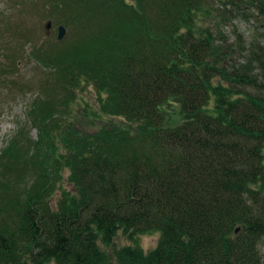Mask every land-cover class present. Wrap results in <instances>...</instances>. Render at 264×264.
<instances>
[{
	"label": "trees",
	"instance_id": "16d2710c",
	"mask_svg": "<svg viewBox=\"0 0 264 264\" xmlns=\"http://www.w3.org/2000/svg\"><path fill=\"white\" fill-rule=\"evenodd\" d=\"M70 1L86 48L33 58L65 98L33 100L36 141L20 129L0 153V264H264V0L227 2L254 11L263 39L249 43L207 24L235 15L212 16L215 0ZM84 85L97 134L67 117ZM120 233L159 240L101 248Z\"/></svg>",
	"mask_w": 264,
	"mask_h": 264
},
{
	"label": "rangeland",
	"instance_id": "374dc122",
	"mask_svg": "<svg viewBox=\"0 0 264 264\" xmlns=\"http://www.w3.org/2000/svg\"><path fill=\"white\" fill-rule=\"evenodd\" d=\"M64 2L65 0H0V153L20 129L27 133V138L36 141L38 133L30 126L27 116L33 100L47 102L46 100L51 98L60 104L65 98L66 93L61 92L62 88L58 85L60 90L55 88V94H52L54 89H51V86L56 83L52 74L53 69L46 68L33 60L36 55L50 63L56 58H77L86 48L87 42L81 41L83 39L81 36L85 34L84 29L81 28L83 23L74 17L75 13L70 9L73 2L70 0L67 3ZM127 2L136 4V0H127ZM212 2V16L223 5H226V10L234 8L227 3L228 0ZM239 5L242 8V5ZM161 7H163V2L160 1L156 7L152 8L167 11L168 7L163 9ZM231 15L233 17L229 20L221 19L220 22L217 19L208 18L206 22L217 24L223 35L229 37L230 42L234 41V30L248 43L263 39L256 30L257 19L253 10L238 12L235 9L229 12V16ZM48 22L51 26L46 29ZM97 24H99L98 20H91L87 27ZM59 26L66 30L61 41L57 40ZM78 93L82 94L81 97L86 103L81 101L74 103L73 110L71 109L68 116H62L63 109L62 113L54 119L60 125H65L66 129V122L71 118L79 129L97 134L103 127L100 118L93 113L97 107V96L90 86L85 85L83 91ZM66 116L71 117L65 120ZM63 133L64 131L61 132L59 129L53 132L54 138L49 144V148L53 150L52 154L65 152L64 141L61 139ZM66 176L67 173L62 174L60 186L71 190V186L66 182ZM158 240L159 233H153L140 235L132 243L120 233L114 237L111 249L104 246L101 248L111 252L113 248L119 249L136 244L144 253H148L156 247ZM260 251L264 258V243Z\"/></svg>",
	"mask_w": 264,
	"mask_h": 264
},
{
	"label": "water",
	"instance_id": "95a60500",
	"mask_svg": "<svg viewBox=\"0 0 264 264\" xmlns=\"http://www.w3.org/2000/svg\"><path fill=\"white\" fill-rule=\"evenodd\" d=\"M50 26H51V24H50V22H48V23L46 24V29H49ZM64 31H66V30H65L62 26H59V27H58V36H57V40H60V41H61V39L64 37V34H65ZM238 230H239V229L237 228V229H236V232H237Z\"/></svg>",
	"mask_w": 264,
	"mask_h": 264
}]
</instances>
